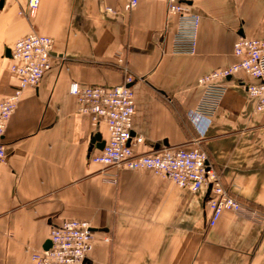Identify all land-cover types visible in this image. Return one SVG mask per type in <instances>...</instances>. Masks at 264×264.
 I'll return each mask as SVG.
<instances>
[{
	"label": "crops",
	"instance_id": "1",
	"mask_svg": "<svg viewBox=\"0 0 264 264\" xmlns=\"http://www.w3.org/2000/svg\"><path fill=\"white\" fill-rule=\"evenodd\" d=\"M5 0L0 8V100L17 82L7 51L36 31L55 40L52 69L24 91L2 139L0 264H34L51 227L86 220L94 232L88 264H264V111L244 72L224 80L227 92L209 122L191 118L199 80L239 59L240 38L264 41V0H196L201 19L197 53H173L176 16L166 2L140 0ZM1 2V0H0ZM123 57L125 66L119 64ZM133 77L136 153L199 148L226 190L241 204L209 226V191L183 190L149 170L91 162L97 133L79 113L70 84L118 86ZM109 239V241H106Z\"/></svg>",
	"mask_w": 264,
	"mask_h": 264
},
{
	"label": "built area",
	"instance_id": "2",
	"mask_svg": "<svg viewBox=\"0 0 264 264\" xmlns=\"http://www.w3.org/2000/svg\"><path fill=\"white\" fill-rule=\"evenodd\" d=\"M166 2L169 13L176 16L173 36V53L195 55L197 53L201 19L188 10V2L196 0H160ZM140 0H126L125 11L139 6ZM41 0H28V13L35 15ZM55 40L32 31L20 38L11 50V74L17 82L14 93L0 100V164L6 162L7 150L2 139L16 110L22 94L28 88L39 86L52 69ZM237 63L219 69L199 80L203 87L201 98L191 113L196 123L209 122L219 109L227 92L224 80L244 72L255 83L248 85L251 97L257 100L256 110L264 111V41L240 38L234 46ZM119 64L125 66L123 57ZM131 73L126 71L125 82L118 86L83 85L77 81L70 84V94L78 101L79 113L89 115L94 128L106 125L108 137L103 150L91 158V162L105 167H125L129 170H149L165 178L177 187L196 193L209 191L207 206L211 212L209 226L216 225L226 211L240 212L243 204L223 186L209 158L199 148H163L140 154L134 147L144 143L142 137L133 136L136 112L135 93ZM51 247L32 254L34 264H88L94 249V232L86 220H67L51 227ZM106 241H109L107 239Z\"/></svg>",
	"mask_w": 264,
	"mask_h": 264
},
{
	"label": "water",
	"instance_id": "3",
	"mask_svg": "<svg viewBox=\"0 0 264 264\" xmlns=\"http://www.w3.org/2000/svg\"><path fill=\"white\" fill-rule=\"evenodd\" d=\"M4 1L5 0H1L0 2V8L4 5ZM7 56L10 57L11 56V51L8 50L7 51ZM93 144H96L97 147L100 149V150H103L104 146H105V141L103 140L102 138V135L100 133H97L94 138H93ZM51 247V242L50 240L47 241V243L45 244V247L44 249L47 250Z\"/></svg>",
	"mask_w": 264,
	"mask_h": 264
}]
</instances>
